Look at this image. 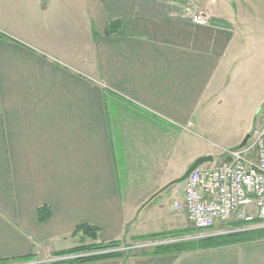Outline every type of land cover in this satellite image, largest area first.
Listing matches in <instances>:
<instances>
[{"label":"crops","instance_id":"0c3cea01","mask_svg":"<svg viewBox=\"0 0 264 264\" xmlns=\"http://www.w3.org/2000/svg\"><path fill=\"white\" fill-rule=\"evenodd\" d=\"M187 1L0 0V260L187 228L183 193L142 186L195 157L181 131L229 83H264V0H203L205 27ZM253 239L81 264H264Z\"/></svg>","mask_w":264,"mask_h":264},{"label":"built area","instance_id":"2783aa9c","mask_svg":"<svg viewBox=\"0 0 264 264\" xmlns=\"http://www.w3.org/2000/svg\"><path fill=\"white\" fill-rule=\"evenodd\" d=\"M181 18L205 27L210 12L203 0H188ZM222 154L221 161L203 165L188 176L183 200L174 204L175 211L182 213L199 233L227 223L264 224V125L242 148ZM112 252L120 250L103 253Z\"/></svg>","mask_w":264,"mask_h":264},{"label":"rangeland","instance_id":"374dc122","mask_svg":"<svg viewBox=\"0 0 264 264\" xmlns=\"http://www.w3.org/2000/svg\"><path fill=\"white\" fill-rule=\"evenodd\" d=\"M243 77V75H240ZM242 81H240L241 83ZM239 83V82H238ZM255 85V84H254ZM264 125V83L260 81L255 86L247 88L245 84L238 85L235 83H229L220 93L219 103L209 107L208 111L201 116L197 117L194 123H190V126L186 128L189 130L184 132L188 137L190 156L193 153L195 156L193 159H189L186 163L176 164L171 169L164 170L161 173V177L157 175V180L162 178L164 185L154 186H142V197L148 196L152 193L154 195L160 189L164 188L172 181L179 179L188 169V167L199 158L198 155L207 153L204 156H212L214 162H219L223 159L222 151L229 148V145L243 141L246 136H252L254 132L261 129ZM174 140V139H173ZM172 140V143H173ZM182 158H185L182 155ZM188 160V159H186ZM167 182V183H166ZM184 182L179 184H173L169 186V190L172 191V196L179 198L180 194L184 190ZM123 188V187H122ZM167 189V191H168ZM166 190L162 193L167 192ZM152 195H150L152 197ZM171 206V204L169 203ZM186 220V219H185ZM186 229L160 233L149 236H143L142 239L137 238L128 242L120 243L115 249L120 250L119 253L126 255H132L133 252L144 249L150 250L157 246L175 244V243H190L198 242L204 238L215 237V235H228L234 233L251 232L249 230L257 229L255 238L263 235L264 224L245 225L244 224H221L209 232H197L186 221ZM153 236V237H151ZM151 237V238H150ZM254 240V239H253ZM53 254V253H52ZM52 254L47 256H37V259L33 263L37 264H50L56 262L60 257H54ZM123 256V257H124Z\"/></svg>","mask_w":264,"mask_h":264},{"label":"trees","instance_id":"16d2710c","mask_svg":"<svg viewBox=\"0 0 264 264\" xmlns=\"http://www.w3.org/2000/svg\"><path fill=\"white\" fill-rule=\"evenodd\" d=\"M120 30V23L119 21H112L108 22V25L105 30L106 36L115 35ZM50 210L46 207L39 208L37 210L38 220L40 222H46L50 218ZM82 232L84 235H88L91 238L95 239L98 229L94 227H90L87 225H81L77 227L73 234ZM255 231L251 232H239L234 234L228 235H220L210 238H204L199 240L198 242H190V243H175V244H168L157 246L150 250H138L132 253V257H145V256H161V255H168V254H179L185 251H195V250H203V249H210V248H218L226 245H233L242 243L245 241L252 240L255 238L256 234ZM153 237V236H151ZM150 237V238H151ZM142 239V237H140ZM120 246V242H109V243H96L91 245H81L78 247H74L72 249L54 252L52 255L54 257H74L73 259L62 260L52 262L50 264H81V263H90V262H97L101 260L107 259H114V258H121L125 254L119 252H112V253H103L110 251L112 249L117 248ZM37 259L36 255H28L16 259H4L0 260V264H29L35 262Z\"/></svg>","mask_w":264,"mask_h":264},{"label":"water","instance_id":"95a60500","mask_svg":"<svg viewBox=\"0 0 264 264\" xmlns=\"http://www.w3.org/2000/svg\"><path fill=\"white\" fill-rule=\"evenodd\" d=\"M250 136H246L243 141L238 145L236 146L234 149H239V148H242L246 142L249 140ZM213 162V157L208 155V156H205V157H199L197 158L189 167L188 169L186 170V172L179 178V179H176L174 181H172L167 187L173 185V184H179V183H182V182H185V180L188 178V176L194 171L196 170L197 168L205 165V164H208V163H211ZM166 187V188H167ZM29 264H37V263H29Z\"/></svg>","mask_w":264,"mask_h":264}]
</instances>
